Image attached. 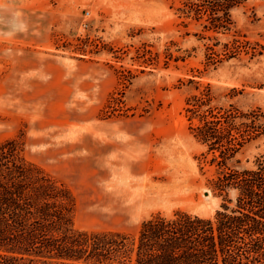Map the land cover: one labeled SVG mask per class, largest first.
<instances>
[{"label": "rangeland", "instance_id": "1", "mask_svg": "<svg viewBox=\"0 0 264 264\" xmlns=\"http://www.w3.org/2000/svg\"><path fill=\"white\" fill-rule=\"evenodd\" d=\"M182 7L0 0V144L21 136L25 157L70 189L78 229L136 236L157 213L222 209L219 166L189 128L187 101L210 84L214 104L264 110V56L208 64L207 45L231 34L209 39ZM231 14L232 32L264 41V0ZM263 153L261 137L227 164L252 167Z\"/></svg>", "mask_w": 264, "mask_h": 264}, {"label": "trees", "instance_id": "2", "mask_svg": "<svg viewBox=\"0 0 264 264\" xmlns=\"http://www.w3.org/2000/svg\"><path fill=\"white\" fill-rule=\"evenodd\" d=\"M245 1L182 0L186 16L212 32L209 39L213 33L231 34L207 45L208 64L241 54L264 56V41L232 32L231 9ZM215 98L212 86L204 85L186 110L193 136L219 166L210 182L224 193L222 209L213 217L186 210L157 213L141 223L136 236L76 228L70 189L25 157L21 136L3 141L0 264H264V153L252 167L227 164L244 145L264 137V110L214 104ZM230 190L235 198L228 197Z\"/></svg>", "mask_w": 264, "mask_h": 264}]
</instances>
